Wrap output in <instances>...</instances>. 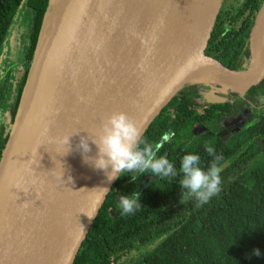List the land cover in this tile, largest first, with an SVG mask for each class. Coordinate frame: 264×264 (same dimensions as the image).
Instances as JSON below:
<instances>
[{
  "label": "water",
  "instance_id": "95a60500",
  "mask_svg": "<svg viewBox=\"0 0 264 264\" xmlns=\"http://www.w3.org/2000/svg\"><path fill=\"white\" fill-rule=\"evenodd\" d=\"M141 1L122 15L130 19L126 27L98 42L92 27L106 29L108 20L95 21L90 0H50V21L33 59L40 47L42 55L0 163V264L72 263L116 179L109 182L110 167L98 170L85 159L96 157L92 140L113 112L127 113L143 134L185 85L209 79H194L199 71L245 91L264 80V0L250 29V61L241 71L205 54L222 0H188L159 50L157 28L168 0ZM149 27L146 53L154 59L113 61L133 38L142 42ZM66 137L68 144L62 143ZM81 138L89 153L79 148Z\"/></svg>",
  "mask_w": 264,
  "mask_h": 264
},
{
  "label": "trees",
  "instance_id": "16d2710c",
  "mask_svg": "<svg viewBox=\"0 0 264 264\" xmlns=\"http://www.w3.org/2000/svg\"><path fill=\"white\" fill-rule=\"evenodd\" d=\"M261 2L222 0L205 54L232 70H245L250 29ZM49 3L0 0V50L20 7L30 24ZM37 41V31L29 26L16 84L13 63L0 62V163L16 126ZM197 90L194 84L185 85L155 118L158 126L148 127L141 136L144 142L162 145L157 155L173 162L177 175L118 174L71 264H264V109L256 120L246 112L247 124L231 127L232 136L225 127L249 107L246 100L264 95V80L240 97L232 94L199 109L184 99ZM189 153L200 156L205 170L214 157H222L221 190L207 203L183 196L179 186L181 160ZM133 192L140 195L141 207L125 214L120 198Z\"/></svg>",
  "mask_w": 264,
  "mask_h": 264
},
{
  "label": "clouds",
  "instance_id": "9594fccd",
  "mask_svg": "<svg viewBox=\"0 0 264 264\" xmlns=\"http://www.w3.org/2000/svg\"><path fill=\"white\" fill-rule=\"evenodd\" d=\"M141 134L140 126L127 113L113 112L102 122L96 138L92 140L97 148L96 157H85V159L92 160L98 170L106 171L110 167L109 182L117 178L118 174L125 172H150L160 177H175L177 172L173 162L157 155L162 145L160 143L152 145L142 141ZM68 142L69 137L62 140L64 144ZM79 148L83 153L91 151L84 138H81ZM207 151L210 155L214 154L211 147ZM220 159L222 157H214L205 170L200 166L198 154L189 153L183 156L180 165L183 178L179 181L180 188L185 190L183 196H192L199 203H207L211 197L217 195L221 190L222 168L218 166ZM103 190L108 191L107 188ZM120 206L125 214H132L141 207L140 195L133 192L131 195L122 196ZM256 255H259L258 251Z\"/></svg>",
  "mask_w": 264,
  "mask_h": 264
},
{
  "label": "rangeland",
  "instance_id": "374dc122",
  "mask_svg": "<svg viewBox=\"0 0 264 264\" xmlns=\"http://www.w3.org/2000/svg\"><path fill=\"white\" fill-rule=\"evenodd\" d=\"M25 11L26 10L23 7L19 8L18 15L16 16L14 21L15 24L13 28H11V30L8 32L0 50V62H4L6 66L8 64L9 66H11V64L13 63V71L16 72L13 74L12 80L15 82V84L19 81L23 70V64L21 63L19 65V63L21 61L22 52H25L26 49L27 30L29 26H31L33 30H36L39 36L47 30L50 21V12L47 11L42 16L33 18L31 20V23L28 24V18L26 17ZM37 49L38 45L36 46V51ZM42 51L43 48L40 47L38 53L36 54V58L34 57L29 65L28 77L29 75L30 77L29 81L26 82V85L22 89L20 104H22L27 97L30 85L34 81L36 68L39 64ZM192 83L196 85L199 90H197V92L185 94L184 99L191 101L192 106L196 109L204 106L207 102H221L223 100H228L232 94L240 97L245 92V90L238 87H230L225 84H220L218 82L216 83L211 79L197 80L196 82L194 81ZM246 104L249 105V107H245V112L226 121L225 127L227 128L228 135L232 133V130H229L231 127L239 129L240 126L247 124V116L245 114L248 113L253 115L254 120L259 117L262 110L264 109V95L260 97H253L252 101L246 100ZM150 126L157 127L158 125L152 123ZM234 134L235 132H233L230 136Z\"/></svg>",
  "mask_w": 264,
  "mask_h": 264
},
{
  "label": "bare ground",
  "instance_id": "6f19581e",
  "mask_svg": "<svg viewBox=\"0 0 264 264\" xmlns=\"http://www.w3.org/2000/svg\"><path fill=\"white\" fill-rule=\"evenodd\" d=\"M187 1L188 0H168L164 6L160 14L157 28L155 44L157 50L164 47L171 31L181 20L187 6ZM141 3V0H137L136 2H131V0H90L91 13L92 16L95 17V21L103 23V21L108 20V27L106 29L98 25H93L92 35L96 41L101 42L126 27L130 19L122 15H129L140 6ZM151 36L152 29L149 27L142 42L138 37L133 38L114 53L112 56L113 61L119 64H127L130 62H139L140 60L154 59V54L152 52L146 53L151 45ZM251 45H253L252 40ZM252 57L254 58L253 50ZM193 78H209L216 83L218 82L230 87L235 86V84L224 80L222 77L211 73L207 69L197 72L193 75Z\"/></svg>",
  "mask_w": 264,
  "mask_h": 264
}]
</instances>
